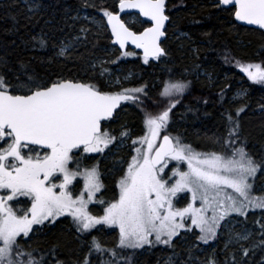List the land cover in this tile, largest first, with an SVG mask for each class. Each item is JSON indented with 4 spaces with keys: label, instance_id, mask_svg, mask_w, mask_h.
<instances>
[{
    "label": "snow or ice",
    "instance_id": "obj_1",
    "mask_svg": "<svg viewBox=\"0 0 264 264\" xmlns=\"http://www.w3.org/2000/svg\"><path fill=\"white\" fill-rule=\"evenodd\" d=\"M83 7L97 5L84 0ZM214 7L229 12L237 22L264 31V0H215ZM38 9L37 3L29 6L33 15ZM132 9L147 18L143 23L148 26L142 31L132 30L121 18ZM98 10L99 19H85L98 32L110 30L112 44L123 50L120 56L137 55L125 50L129 44L143 50L145 63L149 57L160 59L167 55L161 46L165 22L169 20L166 0H118L111 8L102 2ZM89 31L80 29L82 34ZM46 38L43 32L31 37L39 41L41 48L46 46ZM80 44V35L68 42L62 40L54 56L72 59ZM53 59L49 57V62ZM85 63L94 72L99 63V78L105 79L109 90L93 82L98 79L96 75L87 79L40 75L30 62L19 60L18 67L11 68L6 59L0 58V264H68L56 255L59 241L40 255L36 254L39 249L21 243L22 239L31 240L37 231L35 226L54 225L60 217L71 218L73 239L87 248L83 257L72 264H93V255L98 256L97 264H131V255H124L127 250L134 252L160 244L172 248L176 255L174 238L182 235L181 230L198 229L196 240L208 244L217 238L221 227L227 226L231 214L246 221L250 210H264V192L253 195L257 175L264 173V156L257 158L248 150L239 119L247 105L236 108L234 115L226 110L225 131L208 138L214 150L197 151L169 131L173 111L191 81L169 77L162 81L163 87L153 99L147 83L126 88L119 77L112 79L111 71L103 67L105 61L92 59ZM237 67L250 81L264 84V62H237ZM244 95L243 89L237 92V96ZM125 104L137 109L142 134L133 135L127 124L121 125L118 134L104 127L103 122L115 119ZM122 147L130 148L131 155L116 161L121 165L116 191L110 199L100 198L98 194L105 185L99 160L84 164L76 153L107 155L113 148L119 151ZM170 161L175 166L169 173L166 169ZM77 178L83 181L79 191L74 190ZM185 192L191 193V199L178 207L177 196ZM21 197L26 198L23 206ZM94 201L101 205L102 212L90 211ZM261 220L256 221L258 239L246 228L229 231L223 264H251L257 251L264 253ZM98 226L116 233L112 247L96 236L90 241L81 240ZM193 247L196 246L186 249L187 258L180 264H221L214 250L200 259L194 257ZM168 264H172L171 257ZM257 264H264V255Z\"/></svg>",
    "mask_w": 264,
    "mask_h": 264
},
{
    "label": "trees",
    "instance_id": "obj_2",
    "mask_svg": "<svg viewBox=\"0 0 264 264\" xmlns=\"http://www.w3.org/2000/svg\"><path fill=\"white\" fill-rule=\"evenodd\" d=\"M102 2L110 8L117 3L116 0H91L90 4L97 5L96 8H91L83 7L84 0H32V4L40 5L33 15L22 0H0V58L6 59L11 68L18 67L19 60L30 62L31 68L40 75H76L83 79L96 75L98 79L93 82L99 83L104 90H109L105 87V79L99 78L100 65L94 72L85 63L97 55L108 56L105 53V49L111 47L108 31L102 29L98 32L83 20H71V15L78 10L90 14L99 13ZM214 3L215 0H166L169 21L162 47L167 55L160 59H149V62L145 63L139 52L128 49L127 51H135L137 55L122 57L121 52L114 47L111 56L113 55V60H116V57L120 59L114 64L104 63L103 67H111L109 70L112 79H122L123 75L130 73L127 81L121 80L123 87L131 88L147 83L153 99L157 98L163 87L162 81L169 77L191 81L189 90L180 98V103L173 111L172 124L177 135L181 136L186 144L195 147L212 145L208 138L225 131L226 110L230 109L234 115L236 108L247 105L239 117L242 135L247 137L248 150L260 158L264 156V112L261 109L264 104L258 101L264 92V84L250 81L237 67V62H264V31L238 24L229 12L217 10ZM28 17L32 19L29 20ZM127 24L134 31H140L147 25L143 22ZM81 27L89 28L90 31L85 34L86 39L84 37L76 47L73 58L55 57L54 53L58 51L60 42L74 36ZM42 32L46 33L47 37L46 46L43 48L39 46L38 40L31 39ZM178 32L182 35L179 36ZM49 57H54L52 62H49ZM238 82L241 84L238 85ZM242 86L248 90L244 99L231 101L233 92ZM257 106L260 111L255 112L254 107ZM124 108L126 109L118 111L114 128L127 124L132 133L138 132L141 123L137 109L134 106ZM188 108L192 110L189 111ZM104 127L108 126L104 124ZM127 154L128 150L122 149L118 154L100 160L106 191H116L115 175L120 167L116 161L121 157L125 159ZM82 159L90 160L83 157ZM73 236L74 232L68 230L66 222L61 220L48 231L42 230L40 234L32 236L26 243L39 249L36 254L40 255L59 241L57 257L72 264V261L82 258L87 252V248L73 239ZM92 236L104 241L108 247H112L116 242V233L108 232L105 228L94 229L90 235L82 236L81 240L90 241ZM253 238L259 237L254 234ZM189 240L198 242L194 237ZM174 241L176 255H173V249L166 245H155L134 252L127 250L124 255H131V264H168L170 257L172 264H180L181 260L187 258L186 249L189 247L179 238ZM214 243L216 257L223 264L227 253L225 249H221V241L218 238ZM192 252L193 255L204 259V255L195 253L194 248ZM261 255L264 253L257 251L256 255L251 257V264H257ZM91 258L93 264H97L98 256L93 255Z\"/></svg>",
    "mask_w": 264,
    "mask_h": 264
},
{
    "label": "rangeland",
    "instance_id": "obj_3",
    "mask_svg": "<svg viewBox=\"0 0 264 264\" xmlns=\"http://www.w3.org/2000/svg\"><path fill=\"white\" fill-rule=\"evenodd\" d=\"M22 1L25 4H27L28 8L32 4V0H22ZM89 2H91V0H89ZM116 2H118V0H116ZM100 15H101L100 12L99 13H92V14H90V13H87L85 11L78 10V11H75L71 15V20L72 21L73 20H83L87 24L92 25L95 28V30H97L96 27L93 25V23L90 20L85 19V17H87V16H93V17L99 19ZM139 20L140 19L136 15H127L126 16V21L127 22H140ZM80 29H78V33H76L72 37H75L77 35H80L81 40H83L84 37H85V34L80 33ZM101 30H99V32H101ZM178 34H179V36L182 35L180 32H178ZM69 39L70 38L66 39L65 42H68ZM113 49H114L113 46L106 48L105 49V53L108 56H102V55L100 56V55H97V56L94 57V59L95 60H98V61L99 60L105 61V63H109L110 62L109 64H111V61H113V55L111 56V53H112ZM58 50H59V48H58ZM98 65H99V63H97V66ZM110 68L111 67H109V69ZM129 76H130V73L125 74V75H123L122 79H120V80H125L124 78L125 77L129 78ZM237 84L239 85L241 83L238 82ZM242 89L245 90V92L247 94L248 90H247V88L245 86L237 87V89L231 95V97H230L231 99L230 100L231 101H235V102L236 101L237 102L238 101H242L244 99L245 95L244 96H237V92L240 91V90H242ZM259 97L260 98H259V101L258 102H261L262 104H264V92ZM127 107H131V105H127ZM124 109H126V108H124ZM254 111L255 112L260 111L259 110V107L258 106L257 107H254ZM263 112H264V110H263ZM117 116H118V113H117ZM117 116L115 118V121H117ZM119 129H121V128L119 127ZM169 131L174 136L177 135V131H174V125L172 123H171V127H170ZM133 135H137V134H133ZM129 143H130V141H129ZM184 143H186V142H184ZM192 147L194 149H196L197 151L214 150L212 145H208V146L205 145L204 148L203 147H195V146H192ZM122 149L130 151V153L128 154V156L131 155V149L130 148H128V147H122V148H120V150H122ZM116 153L118 154V151L115 148H113L112 149V152H108L107 155H103V154H83L82 155L81 153L80 154H81V157L82 156L83 157H85V156L86 157H90V158H88V159H90L89 161L83 160V163L84 164H92L96 160H99L100 165H101V161H100L99 158H101V160H105L106 158H109V157L115 155ZM128 156L126 155V158L125 159H127ZM94 157H96V158L94 159ZM174 166H175V162L174 161H170L169 167L166 169V171H168L170 173L171 172V168L174 167ZM184 167L186 168V165ZM120 168H121V165L119 167V171L116 172V180L121 175ZM100 170H101V168H100ZM116 180H115V182H116ZM79 181H80V186H79V189H80L82 187L83 181H82V179H79ZM262 192H264V173H258L257 179H256V183H255V191H254L253 195H260V194H262ZM112 194L113 193L111 191H106V189L104 188V189L101 190V193L98 194V197L104 198V199H110L112 197ZM190 199H191V193H189V192H185V193L178 194V196H177V206L178 207H183ZM19 200L21 202L20 203V206H23L24 205V198L21 197V198H19ZM197 206H199V203H197ZM89 209H90V211L93 212V214H97V213L102 212L101 205H99L95 201L92 202L89 205ZM209 215H211V212H209ZM231 216H232V219L228 222L227 226L221 227L218 230V236H217V238L221 241V249L222 250L225 249V241L227 240L229 231L231 229L241 230L242 228H246L249 231L253 232V234L258 233L259 232V224L256 221L257 220H261V217L264 216V210H260V209L250 210L249 211V214L247 216V220L246 221L244 220L243 217H239L235 213L231 214ZM261 222H264V220H261ZM188 223L190 224V221H188ZM221 223H222V225L224 224L223 221ZM35 227L37 228V231L32 234L33 237L35 235H38V234H40L42 232L41 226H35ZM103 228H104L103 226H98L97 230H102ZM107 231L108 232H111V230H109V229ZM181 231H182V235L179 237V239L181 240V242H183L188 247L195 245L196 247H193L195 253L203 254L204 255V258H205V254L206 253H210V252H212L214 250V247L216 246V244L214 243V240L209 241L208 244H204V243H202L200 241L195 242V241L189 240L191 237L196 238L200 234L198 229H193L191 232H185L184 230H181ZM195 231H196V234L193 233ZM27 241H29V240H27ZM27 241H25L24 239H22L21 240V243H25ZM157 245H160V244H157ZM146 248H148V246H145L143 249L145 250ZM194 257H199L200 258V256H196V255H194ZM156 264H162V263L161 262L160 263L158 262Z\"/></svg>",
    "mask_w": 264,
    "mask_h": 264
},
{
    "label": "flooded vegetation",
    "instance_id": "obj_4",
    "mask_svg": "<svg viewBox=\"0 0 264 264\" xmlns=\"http://www.w3.org/2000/svg\"><path fill=\"white\" fill-rule=\"evenodd\" d=\"M127 105H130V104H125L124 105V107L125 106H127ZM124 107H123V109H124ZM131 107H132V105H131ZM121 110V109H120ZM119 111V110H118ZM118 113V112H117ZM116 116H117V114H116ZM116 116H115V118H116ZM115 119H112V120H110V121H107L105 124L108 126L107 127V129H111V130H113V134H118L119 133V131H121V129H119V127L121 128V125H119L118 126V128H114V124H115ZM133 134H137V135H140V134H142V131H141V128H140V130L138 131V132H135V133H133ZM130 153V151H128V154ZM128 154H127V156H128ZM76 155L78 156V157H80L81 158V154L80 153H76ZM130 157V155L128 156V158ZM127 158V159H128ZM71 167H75V165H70ZM79 179L80 178H77V180L76 181H74V190L75 191H79V186H80V181H79ZM115 180H116V175H115ZM57 183L59 182V181H56ZM25 200H26V198H24V202H25ZM61 220H64L65 222H66V227L68 228V230H70V231H72V232H74L75 233V229H74V227H73V225L71 224V218L70 217H60V218H58L57 219V222L53 225V224H46L45 226H41V228H42V230L43 231H48V229L49 228H52V227H54L55 225H57Z\"/></svg>",
    "mask_w": 264,
    "mask_h": 264
},
{
    "label": "water",
    "instance_id": "obj_5",
    "mask_svg": "<svg viewBox=\"0 0 264 264\" xmlns=\"http://www.w3.org/2000/svg\"><path fill=\"white\" fill-rule=\"evenodd\" d=\"M117 10H119V9H117ZM131 13H136L138 16H139V14H138V10H135V9H132V10H126V14H131ZM165 14H166V12H165ZM122 15H124V14H122ZM167 15V14H166ZM140 17V16H139ZM142 20H146L147 18H144V17H140ZM237 22V21H236ZM238 24H240V25H243V26H247V27H251V28H255V29H258L257 28V26H253V25H247V24H244L243 22H237ZM165 24H166V26H167V24H168V20L165 22ZM108 32H109V35H110V37H111V34H110V30H108ZM166 38V33H165V35L164 36H162L161 37V41H163L164 39ZM111 40H112V37H111ZM116 47H117V49L118 50H120L119 49V45H115ZM127 47H130V48H134V49H136L135 48V46L134 45H128ZM126 47V48H127ZM126 50V49H125ZM137 51H139V52H141L142 53V56H143V50L142 49H136ZM120 51H123V50H120ZM149 58H154V57H149Z\"/></svg>",
    "mask_w": 264,
    "mask_h": 264
}]
</instances>
